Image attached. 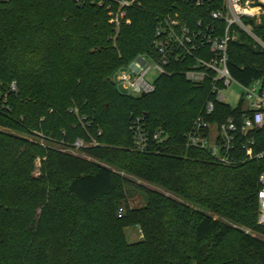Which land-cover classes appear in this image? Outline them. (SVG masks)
I'll list each match as a JSON object with an SVG mask.
<instances>
[{
	"label": "trees",
	"instance_id": "obj_1",
	"mask_svg": "<svg viewBox=\"0 0 264 264\" xmlns=\"http://www.w3.org/2000/svg\"><path fill=\"white\" fill-rule=\"evenodd\" d=\"M120 1L0 0V264H264V239L249 233L223 257L234 223L264 233V157L240 153L224 164L187 144L211 82L189 81L188 64L175 61L149 94L133 96L115 80L136 56L154 53L159 17L179 9L184 22L207 23L211 5ZM243 21L264 41V20ZM229 50L236 80L264 76V49L248 33L239 29ZM217 110L223 116L213 120L222 121L232 107ZM137 119L166 138L137 151ZM80 138L88 157L46 144ZM257 138L264 150V129ZM130 186L144 205L130 206ZM132 225L141 241L128 242Z\"/></svg>",
	"mask_w": 264,
	"mask_h": 264
},
{
	"label": "built area",
	"instance_id": "obj_2",
	"mask_svg": "<svg viewBox=\"0 0 264 264\" xmlns=\"http://www.w3.org/2000/svg\"><path fill=\"white\" fill-rule=\"evenodd\" d=\"M178 1L199 8L211 5L207 8L210 21L206 23L200 17L192 24L186 23L179 9L159 17L154 53L140 54L120 69L115 76L118 86L133 96L152 93L159 76L174 72L170 70L172 62L186 63L188 65L183 73L189 81L201 84L209 80L212 84L209 99L187 133V144L206 150L224 164L236 162L240 153L248 158L264 157V150L256 151L257 132L264 129V76L249 84L236 80L230 70L229 50L230 42L238 37L239 29L248 33L264 49V41L243 21L246 16L260 23L264 18V0ZM120 3L121 6L127 4L124 0ZM114 20L120 24L119 18ZM217 22L225 26L218 27ZM152 70L158 75L150 81L147 76ZM232 83L243 90L237 106L229 104L223 94ZM218 104L232 107L231 113L222 121L213 120L214 116H223L217 110ZM131 130L135 149L139 152L149 151L151 140L166 138L163 129L150 132L140 119L133 123ZM259 184L258 224L264 227V171L259 176Z\"/></svg>",
	"mask_w": 264,
	"mask_h": 264
},
{
	"label": "rangeland",
	"instance_id": "obj_3",
	"mask_svg": "<svg viewBox=\"0 0 264 264\" xmlns=\"http://www.w3.org/2000/svg\"><path fill=\"white\" fill-rule=\"evenodd\" d=\"M118 18V17H116ZM264 20V18L262 19V21ZM261 21V22H262ZM119 25V24H118ZM158 73L154 70H152L147 78L150 81H153L156 77H157ZM242 88L241 86H239L236 83H232L228 88H226V90L224 91V95H225V99L226 101L231 104L232 106H237L240 98H241V94H242ZM50 144L52 145L54 148H58V149H62L64 151L67 152H71L73 154L76 155H81L83 157H88L87 154L82 150V148L85 145H88L89 142L86 141L84 138H80L75 144H71V145H64L62 142H46V144ZM37 167H36V174H39V169L41 166V161L40 159L37 160ZM123 173V172H122ZM129 178H131L134 182L138 183V184H142L146 187L149 188H153V189H158L162 192H167L164 188L152 185L150 183H147L145 181H143L140 178H137L135 176H131V175H127ZM130 190L131 192L134 193L133 196L129 197V204L131 207L135 208V207H140L142 205H144L146 203L144 194L142 191H140L139 189L135 188L134 186H130ZM121 209H123L122 214L125 213L126 208L125 206H123ZM121 209L119 210V214L121 212ZM216 217L220 218L219 216L215 215ZM223 221H228L226 218H221ZM234 227L236 228L237 231H235L233 233V235L230 237L229 241H228V246L224 249V253H223V257L226 259L233 251H235V247L236 244H239V240H240V233H249V234H253L256 235L262 239H264V233H262L260 230H253L249 227H246L244 225L238 224V223H234ZM125 233H126V237L129 243H135L138 241H141L143 239V235H142V231L140 229L139 226L137 225H132V226H128L125 228Z\"/></svg>",
	"mask_w": 264,
	"mask_h": 264
}]
</instances>
